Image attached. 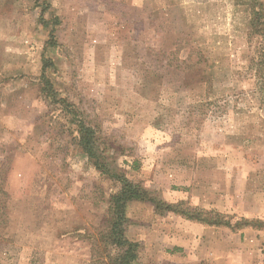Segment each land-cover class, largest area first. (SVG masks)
<instances>
[{"label":"rangeland","instance_id":"obj_1","mask_svg":"<svg viewBox=\"0 0 264 264\" xmlns=\"http://www.w3.org/2000/svg\"><path fill=\"white\" fill-rule=\"evenodd\" d=\"M249 21L244 0H0V264H87L81 233L103 227L117 187L42 94L43 57L113 170L233 226L130 201L132 264H264V71Z\"/></svg>","mask_w":264,"mask_h":264},{"label":"trees","instance_id":"obj_2","mask_svg":"<svg viewBox=\"0 0 264 264\" xmlns=\"http://www.w3.org/2000/svg\"><path fill=\"white\" fill-rule=\"evenodd\" d=\"M250 10L249 37L259 39L255 57L250 59L257 71H264V15L258 0H244ZM260 5V7L258 6ZM47 26V21H44ZM53 45V44H52ZM42 68L39 82L42 85V94L51 101L61 104L66 120L74 125L72 139L92 165L106 177L113 179L116 190L109 195L107 214L103 227L92 233L83 231L89 241L91 252L87 264H132L138 257L140 243L130 240L125 235L127 219L125 216L126 204L133 200L149 202L159 215L173 212L186 219L199 221L208 225H230L224 221L222 215L214 211H202L188 207L184 201L170 203L155 195L154 192L142 187L138 182L130 181L120 171L113 170L108 162L106 152L98 143L97 130L94 124L86 119L76 106L59 97L53 85L47 79L45 71L52 66L48 58L42 59ZM44 90V92H43ZM244 220V219H243ZM245 221V225L249 222ZM233 227V226H232Z\"/></svg>","mask_w":264,"mask_h":264}]
</instances>
